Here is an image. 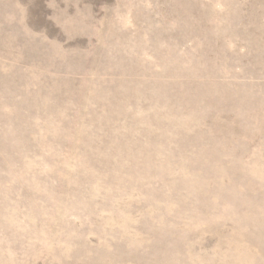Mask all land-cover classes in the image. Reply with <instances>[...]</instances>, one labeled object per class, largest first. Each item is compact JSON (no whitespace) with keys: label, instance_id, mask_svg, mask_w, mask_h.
Masks as SVG:
<instances>
[{"label":"rangeland","instance_id":"374dc122","mask_svg":"<svg viewBox=\"0 0 264 264\" xmlns=\"http://www.w3.org/2000/svg\"><path fill=\"white\" fill-rule=\"evenodd\" d=\"M262 125L264 0H0V264H264Z\"/></svg>","mask_w":264,"mask_h":264},{"label":"bare ground","instance_id":"6f19581e","mask_svg":"<svg viewBox=\"0 0 264 264\" xmlns=\"http://www.w3.org/2000/svg\"><path fill=\"white\" fill-rule=\"evenodd\" d=\"M52 53H53V52H52ZM58 53H59V52H58ZM56 54H57V53H56ZM52 55H53V54H52ZM56 56H57V55H56ZM193 78H194V77H193ZM193 78H192V79H193ZM238 90H239V89H238ZM194 94H195V93H194ZM191 95H192V94H191ZM190 100H191V99H190ZM188 101H189V100H188ZM200 102H202V101H200ZM200 102H199V103H200ZM204 103H205V102H204ZM204 103H203V104H204ZM200 104H201V103H200ZM236 107H237V106H236ZM198 110H199V109H198ZM238 110H239V109H238ZM199 111H200V110H199ZM242 112H243V111H242ZM257 112H263V111L260 110V108L258 107V110H256V113H257ZM251 114H252V113H251ZM258 115H259V114H256V115L254 114V116H255L256 118H259ZM219 116H220V115H219ZM246 116H247V115H245L244 117H246ZM254 116H253V117H254ZM235 117H237V116H235ZM247 117H248V116H247ZM247 117H246V118H247ZM190 118H191V117H190ZM189 120H190V119H189ZM205 120H206V119H205ZM197 121H198V120H197ZM238 121H241V120H238ZM246 121H247V120H246ZM248 121H249V120H248ZM248 121H247V123H248ZM254 121H255V120H254ZM260 121H261V120H260ZM113 122H114V121H113ZM241 122L243 123V120H242ZM262 124H263V123H262ZM226 129H227V128H226ZM233 130H235V128L228 129L227 131H229L230 133H232ZM245 131H246V128H245ZM258 132H259V133L264 132V126H263V125L260 127V129H259ZM133 154H134V153H133ZM131 156H133V155H131ZM131 156H130V157H131ZM128 157H129V156H128ZM136 158H137V157H135V159H136ZM254 172L257 174V171L254 170Z\"/></svg>","mask_w":264,"mask_h":264}]
</instances>
